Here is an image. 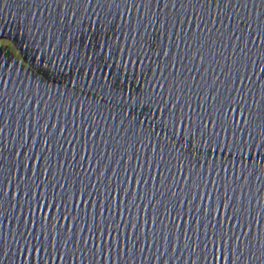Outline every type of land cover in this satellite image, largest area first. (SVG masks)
<instances>
[{"label": "water", "instance_id": "water-1", "mask_svg": "<svg viewBox=\"0 0 264 264\" xmlns=\"http://www.w3.org/2000/svg\"><path fill=\"white\" fill-rule=\"evenodd\" d=\"M68 7L65 0H0V162H2L0 168L11 164L13 153H18L16 158L22 161L29 147L32 153H37L44 142L45 155H49L48 174L44 179L59 182L63 178L74 188L83 183L94 194L87 205L83 200L80 201V208L84 209L85 215L79 241L75 236L76 228L80 226L79 219L72 226L73 237L69 245L74 249L70 253L74 257L72 264H77L75 259L77 255L81 258L79 264H105L103 240L98 256L95 251V230L92 233V241L89 244L84 243V238L89 235L87 212L91 209L99 219L103 200V216L108 217L112 188H122L125 182L134 180L139 174L141 183L136 186V199L131 208L127 207L132 200L131 183L129 193L124 197L123 211L128 219L121 218L120 199H123V195L120 197V194H117V209L112 215L119 221L120 227L113 233L116 236L115 248L112 247L111 237L107 242V264H113L114 258H117L120 264H185L186 261L187 264H191L194 258L193 249L191 244L185 247L184 225L186 220H190L187 230L189 237L193 227L198 229L203 227L202 220L199 225L196 224L204 209L200 188L193 192L190 187H185L184 173L177 171L179 161L173 160V154L167 150L164 152V161L160 167L153 171L149 166V157L153 155L152 142L151 140L145 142L144 137L159 134L172 138L171 130L164 128L161 132V126L154 123L155 115L149 119L150 113L158 112V109L150 108L147 103L143 106L130 105L124 111L114 107L112 97L108 95L109 88L104 87V80L100 78L99 73H96V76L100 87L93 86L89 89L84 86L87 79L89 83L92 81V77H86L88 68L92 67L95 71L96 64L89 60H76L71 54H64V48L63 46L59 48L58 41L63 35L67 39L68 34L59 33L56 27L47 25L49 18L57 17L63 22H58L57 26L60 29L70 23L72 13L68 11ZM70 7L78 13L76 20L82 22L79 31H76V25L70 30L75 41L73 48L78 49L81 56L87 53L102 65L103 56H92V45L89 44V40H93L94 30L89 27L88 17L92 16L95 5L89 6L87 3L73 0ZM95 10L101 12L100 8ZM145 11L149 19L155 17V21L150 25L154 32H160L159 21L162 17L172 24L170 41L172 47L164 61L174 63L175 66L171 68L174 77L171 89L168 80L164 79L168 76V70L165 69L163 77L153 78L152 82L145 86L151 91V97H143L144 100L150 99L153 105H158L167 96L168 103H174L181 115L187 112L189 116H203L211 112L209 105L219 102L224 97H245L244 90L257 82V65L260 62L259 60L253 62L258 42V38L254 36L256 23L253 21L257 9L251 3L246 0H228L226 5L224 0H220L217 6L212 0H148L147 9L141 7L138 11L135 6H131V0H123L119 5H114L108 0V3L102 6L101 12L106 23L99 31L108 32L109 36L112 32L118 34L120 23H123L122 17H125V20L127 17L140 18ZM41 19L44 20L45 26L38 28L31 26L33 21L39 24ZM113 24L116 25L115 28L111 27ZM142 24L147 25V20L142 21ZM37 31L39 36L36 35ZM193 32L197 34L195 42L192 39ZM95 51L100 52L98 48ZM193 52L196 53L195 56L192 55ZM173 53L176 54L175 59ZM62 55L64 58L61 62ZM160 59V56L155 58L157 63ZM242 65L243 81L240 74ZM104 75H108L107 70ZM116 75V70L113 69L112 75L108 76L109 87L112 83L119 86L123 80L122 75L120 80H115ZM259 79L264 80V72L259 73ZM136 90L137 93L141 91L139 83ZM251 94L250 92L248 96ZM213 96H216V101H213ZM94 97H99L101 111L95 113L93 120L89 117L88 107L91 105L93 111L95 110L97 102ZM34 98L40 101L36 107L32 103ZM81 105L84 106L83 111ZM125 111L128 113L127 118ZM81 119L86 122L78 123ZM69 121L71 123H68ZM150 128L153 130L151 133L148 132ZM183 128L184 124L181 125V132ZM183 139L182 135L176 137L177 142ZM187 146H192L190 140ZM260 152L262 155L256 149L249 154L246 152V165L250 166L255 162L264 165V149ZM224 155L223 152L220 153L221 158ZM231 156L232 154L228 153V157ZM32 163L30 158L29 170ZM198 164L199 162H196V166ZM238 167L242 166H234L231 185L217 183L213 186V176L209 175L204 196L206 197L209 190L214 187L221 198L228 196L234 201L239 196L242 203L248 204L250 217L248 228L236 226L241 235L247 230L248 236L244 238L247 243L251 240L253 231L259 233L261 225H264V217L259 224L253 223L256 214L264 210L262 199L264 175L250 167L247 172H237L235 169ZM36 168L39 175L41 161H36ZM23 171L22 168H18L17 179ZM25 175H30V171ZM8 178L6 175H0V187ZM161 178L165 181L163 186L160 184ZM221 178L226 179V175L221 173ZM55 187L62 190L59 183H56ZM11 192L10 186L9 197ZM173 192L176 193L172 199L173 204L180 201L181 193L184 194L182 215L178 223L174 208L166 212ZM157 200H160L161 204L157 207L156 223L152 224L150 222L152 210ZM197 203L200 204L199 212L196 209ZM72 206L76 207L75 198ZM133 212L137 214V228L131 233L133 244L132 252L129 254L127 251L129 225ZM15 216L16 212L5 204L0 214V242L7 243L8 255L0 264H11L14 259L16 249L12 245L11 229L15 223ZM140 219L145 221L142 243L139 234ZM208 219H211L210 214ZM227 219L225 216V220ZM219 220L220 215L217 213L216 227H220ZM212 226V223L208 224L209 228ZM232 226L229 221V228ZM59 227L60 222L57 223V228ZM63 227L67 230V220L63 221ZM165 230L169 233L166 239L163 236ZM2 246L0 243V247ZM88 248H92L93 251H87ZM250 251L253 254L252 264H264V249H261L259 243L252 242ZM49 264H52L51 260Z\"/></svg>", "mask_w": 264, "mask_h": 264}, {"label": "snow or ice", "instance_id": "snow-or-ice-1", "mask_svg": "<svg viewBox=\"0 0 264 264\" xmlns=\"http://www.w3.org/2000/svg\"><path fill=\"white\" fill-rule=\"evenodd\" d=\"M80 3H87L89 6L95 5L93 14L88 17L89 27L93 31V40H89L92 45V56H103L104 62L102 65L98 64L87 53L81 56L78 49L73 48L75 43L70 30L73 25H76V31L82 27V22L76 20L77 12L73 11L70 7L73 0H65L66 5H69L68 11L72 13V20L70 23L65 24L62 29L58 28L59 17L49 18L48 24L57 28V32L67 35L61 36L58 41L59 48L63 46L64 54H71L76 60H89L92 64H96L95 71L92 67L88 68L87 76L92 77L91 83L84 81V86L91 89L93 86L100 87L99 79L96 73L100 74V78L104 80V87L109 88L108 95L112 97L114 107L124 111L130 105L143 106L145 103L149 104L150 108L158 109L150 113L149 119L152 115L156 116L154 123L161 126V132L164 128H168L172 132V138L169 139L165 136L146 135L145 142L151 140L153 155L149 157V166L156 170L164 161V152L167 150L172 153V159L178 160L179 164L177 171L184 173V185L195 192L200 188L201 199L204 201L203 214L196 221L199 225L203 221L202 229L193 227L191 229V236L187 235L190 220L185 221V240L184 244L187 247L191 244L193 249L194 258L191 264H252L253 254L250 251L252 242L260 244L261 249H264V225H261L259 233L253 231L251 240L245 242V237L248 236L247 230L243 235L239 234L236 230L237 225L243 226L245 229L249 225V207L248 204L242 203L241 198L237 196L233 201L232 198L224 196L223 198L217 194L215 188L210 189L208 195L204 196V188L208 186L209 175L213 176L212 184L215 186L217 183L231 185L232 172L234 166L239 165L235 170L237 172H247L249 167L252 170H259L261 175H264V165L257 164L256 162L250 166L246 165L245 153L251 152L256 149L260 152L264 149V80L259 79V73L264 72V0H246L257 9L253 21L256 23L254 36L258 38L256 49L253 57V62L259 60L257 65V82L247 87L245 97L232 96L224 97L219 102L209 105L211 112L207 115L189 116L187 112L183 115L176 110V105L168 103V97L165 96L162 103L153 105L151 100H144L143 97H151V91L145 86L152 82L153 78L163 77L165 69L168 70V76L164 79L168 80L169 89L174 80L171 68L174 63H165L164 58L169 56V50L172 47L170 41L172 39L171 28L172 24L162 17L159 21L160 32H154L150 29V25L155 21V17L149 19L147 11L143 13L140 18H123V23H120L119 32H112L109 36L108 32H101L99 29L104 27L106 21L102 18V6L108 3V0H77ZM114 5H119L123 0H111ZM217 6L220 0H212ZM227 5L228 0H224ZM131 6H135L137 10L141 7L147 9L148 0H131ZM100 8L101 12L95 9ZM109 15L111 13L109 12ZM94 17V19H93ZM66 19V17H65ZM147 20V25L142 24V21ZM32 27L38 28L45 26L43 19L37 24L33 21ZM115 28L116 25L111 26ZM111 30V29H109ZM39 36V32H36ZM197 34L193 32L192 39L195 42ZM115 37V41H113ZM83 39V37H82ZM179 34L177 41H179ZM95 41V42H94ZM35 42V41H34ZM44 42V41H41ZM178 46V45H177ZM99 49L97 53L95 50ZM195 52L192 53L195 56ZM173 53V59H175ZM68 56V55H67ZM160 56V61L157 63L155 58ZM64 55L60 57L63 61ZM203 59V57H201ZM115 69L117 75L115 80H123L119 86L112 83L109 87L108 76L112 75V70ZM105 70L108 75L105 76ZM241 80L243 81V65L240 68ZM251 78V77H249ZM135 82V83H133ZM137 83L141 86V91L137 93ZM163 87V85H161ZM255 88V91H253ZM103 92V88H102ZM251 96H248L249 93ZM67 95V91H65ZM159 95V93H157ZM96 100L95 110L91 105L88 107V114L93 120L95 113H99L101 108L99 106V97H94ZM179 99V96H177ZM216 101V96L212 97ZM35 107L40 103L39 100L33 99ZM27 107V103L25 104ZM81 111L84 106H80ZM36 115L35 110L33 111ZM127 118V111L124 112ZM211 121V123H209ZM86 122L81 119L78 123ZM68 123H71L69 121ZM184 124L183 131L181 132V125ZM64 131L63 123L61 132ZM153 130H148L151 133ZM94 134V133H93ZM71 135V134H70ZM183 136V140L176 141L177 136ZM35 139V137H33ZM191 141V147L187 146V142ZM159 148V152H157ZM225 155L220 157V153ZM44 142L40 145V150L37 153H32L29 147L28 152L25 153L22 161L17 160L18 153H13L11 157V164L0 168V175L9 177L0 187V214L3 212L5 204L16 212L14 217V225L11 229L12 245L16 249L14 259L11 264H72L74 251L69 247L72 242L73 232L72 226L79 219V227L76 228L75 236L77 241L80 239V232L83 230V216L85 215L84 209L80 208V201L83 200L85 205L88 200L93 198L94 194L81 183L79 187L74 188L71 183H67L63 178L61 181H48L44 177L48 174V159L49 155H45ZM231 153V158L228 157ZM262 155V154H261ZM32 159V168L29 170V159ZM81 159H83V151L81 152ZM41 161V168L39 175H37L36 161ZM196 162H199L196 166ZM2 163V162H0ZM22 168L19 179H17V170ZM30 171V175H25ZM221 173L226 175V179L221 178ZM164 179L161 178L160 184L164 185ZM191 182V183H189ZM247 179H245V183ZM59 183L60 189L57 190L55 185ZM67 188L65 189V184ZM129 183L132 185V200L129 201L127 207L131 208L136 199V186L141 183V177L137 174L134 180L130 179L125 182L123 187H113L111 190V201L109 204V216H103V200L101 201L100 217L96 218V214L89 209L88 215V232L89 235L84 238V243L89 244L92 241V233L95 230V251L99 255L101 240L104 241L105 247V264L108 261V240L111 237L112 247L116 246V236L113 233L119 229V221L112 213L117 209V194L123 195L120 199L121 218L128 219L129 217L124 213L125 207L124 197L129 193ZM11 186L12 192L9 197V187ZM39 189V191H38ZM19 194V195H18ZM176 193H172L169 198L168 208L166 212L175 209L177 223L182 215L181 206L184 202V194L181 193L180 201L177 204L172 203ZM76 200V207L73 208V199ZM107 199V197H105ZM264 199V198H262ZM9 201H11L9 203ZM151 202V194L149 195ZM211 202V203H209ZM161 204L160 200L154 202L152 210L151 223H156L157 207ZM191 204V201H189ZM93 208L95 201L93 200ZM196 209L199 212L200 204L197 203ZM147 205L145 206V211ZM51 213V215H50ZM217 213L220 215V227H216ZM21 214L23 218H21ZM209 214L211 219L209 220ZM227 216V220H225ZM264 217V210H261L254 217L253 223L259 224L261 218ZM68 221L67 230L63 227V221ZM229 221L232 223V228H229ZM61 223V227L57 228V223ZM212 223V228L208 224ZM144 219H140L139 234L140 242L144 233ZM137 228V214L132 213L130 216L129 225V239H128V253L132 252L133 237L131 233ZM199 232V235H198ZM121 238L123 237V230H120ZM169 233L165 230L163 236L166 239ZM17 237H19L17 239ZM0 247V261H3L8 255L7 243ZM173 243L175 244V232H173ZM57 249H59V261L57 262ZM215 249V251H214ZM87 251H93L88 248ZM247 253V255H246ZM222 256V259H221ZM21 257H23L21 259ZM77 264H79L80 257H75ZM113 264H120L117 258L113 259ZM187 264V261L185 262Z\"/></svg>", "mask_w": 264, "mask_h": 264}]
</instances>
